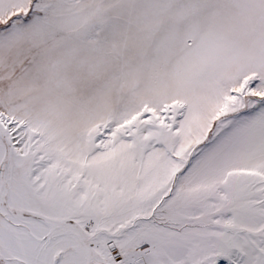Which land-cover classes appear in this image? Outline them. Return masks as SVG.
<instances>
[{"label":"snow or ice","instance_id":"snow-or-ice-1","mask_svg":"<svg viewBox=\"0 0 264 264\" xmlns=\"http://www.w3.org/2000/svg\"><path fill=\"white\" fill-rule=\"evenodd\" d=\"M0 264H264V0H0Z\"/></svg>","mask_w":264,"mask_h":264}]
</instances>
